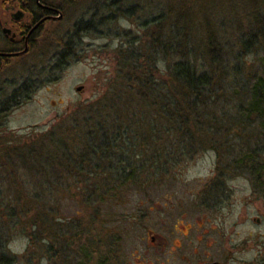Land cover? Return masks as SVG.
Instances as JSON below:
<instances>
[{
  "label": "rangeland",
  "instance_id": "rangeland-1",
  "mask_svg": "<svg viewBox=\"0 0 264 264\" xmlns=\"http://www.w3.org/2000/svg\"><path fill=\"white\" fill-rule=\"evenodd\" d=\"M112 1L115 0H87L84 8H78L76 14H71L69 19L60 24L58 33L64 34L73 30L72 27L78 21L82 23L94 17L91 26L97 30H91L79 41V51L83 54L80 63H72L54 73L52 78H57L54 81L33 82L29 84L30 92L22 90L18 97L20 105L1 116L0 139L2 135L10 134L17 135V142H23L21 137L27 133H43L55 123L68 122L67 117L73 112L72 108L84 107V104L95 107L101 96H108L110 84L115 78L114 53L121 42L128 40L130 34L127 35V32L138 30L170 0H120L127 6V9L124 8L126 11H113L110 18L108 4ZM186 1L189 8H205L202 11H207L211 20H214L212 25L218 27L228 13L227 2L230 0ZM183 2L180 1L181 4ZM235 16L238 21L241 20L239 14ZM34 62L31 60L20 66L18 73L21 78L28 75L26 64ZM237 63L235 59L230 62ZM239 63L245 74L232 76V85L226 83V92L214 107L212 104L215 117L220 118L218 126L224 138L218 140L213 136V141L207 142L212 147H195L182 157L173 155L176 149L172 145L177 141L159 140V147H164L161 150L160 173H136L133 182L126 183L118 179V172L105 171L101 174L102 179L107 178L113 184L120 181L121 187L116 188L115 193L107 192L100 202L96 194L90 191L92 188H89L90 197L81 196L78 188L75 189L78 194L72 197L73 194L68 195V191L60 187L61 193L51 195V199L57 198L56 203L51 202L50 198L48 200L51 203L48 209L56 220L51 222L52 227L62 238L56 244L50 241L45 244L43 238L31 241L26 234L32 231L27 223L29 220L15 224L16 221L7 217L8 206L6 203L2 205V202L7 201V195L12 192L21 191L19 187L22 184L17 181L19 172L6 174L1 170L0 159V257L2 254L10 260V264H86L83 258L84 244H88L97 234L94 230L98 231L99 228L95 225H99L103 241L109 239L112 233L117 236V264H160L161 254L157 246L150 247L146 232L151 231L157 236L161 223L170 225L171 222H177L183 224L176 227L183 234L189 229L190 223L195 225L197 222L198 226H203L197 231L199 258H202L201 250L206 239L203 234L210 231L208 236L213 241L210 251L213 256H219L216 252L221 250L222 236H229L230 245L241 240L245 242L242 253L235 255L244 260L240 264H259V261H264V127L256 122L239 121L234 111V107L244 105V101L239 100L243 95L240 90L257 77L251 69L252 63L255 66L257 63L251 57L243 62L240 59ZM227 79L231 80L229 77ZM0 87L2 99V94L10 91L11 87L2 85L1 78ZM80 87H83L81 92L77 90ZM234 88L239 91L237 95L233 94ZM141 149L137 147L136 150ZM165 151L172 155L165 156ZM255 169L261 170L258 176L255 175ZM68 177L58 184L71 183ZM27 179L28 183V176ZM23 191L27 193L30 190ZM22 224L28 225L23 227ZM90 230L93 232L90 233ZM173 235L178 236L177 233ZM102 254L101 251L100 258ZM166 257L169 264L177 260L170 255Z\"/></svg>",
  "mask_w": 264,
  "mask_h": 264
},
{
  "label": "trees",
  "instance_id": "trees-1",
  "mask_svg": "<svg viewBox=\"0 0 264 264\" xmlns=\"http://www.w3.org/2000/svg\"><path fill=\"white\" fill-rule=\"evenodd\" d=\"M180 1H167L138 30L127 32L128 40L114 53L115 78L108 96H101L95 107L72 108L68 122L55 123L43 133H27L21 137L23 142H17V135L1 136V170L19 172L17 181L22 184L21 191L7 195L2 205L7 204V217L15 224L29 220L32 231L26 234L31 241L43 238L45 244H56L62 240L52 227L56 220L48 209L49 198L61 193L60 187L72 197L78 194L76 188L81 196L90 197L91 191L100 202L107 192L121 187L120 181L113 184L102 179L105 171L118 172V179L126 183L133 182L136 173H160L164 147H159V140L177 141L173 155L182 157L192 148L207 147L213 136L224 138L213 107L226 92L225 84L232 85V76L245 74L240 59L251 57L259 67L252 63L257 77L240 90L244 105L234 111L239 121L264 127V0H230L227 16L218 27L202 11L205 8H189L187 1ZM108 7L110 18L111 12L127 9L120 0ZM92 19L87 27L93 25ZM232 59L238 63L230 64ZM232 91L239 93L236 88ZM11 99L7 92L2 96L1 116L10 112ZM170 155L165 151V156ZM254 172L258 176L261 170ZM66 176L72 182L58 184ZM55 198L51 199L54 204ZM0 264L10 260L1 254Z\"/></svg>",
  "mask_w": 264,
  "mask_h": 264
},
{
  "label": "flooded vegetation",
  "instance_id": "flooded-vegetation-1",
  "mask_svg": "<svg viewBox=\"0 0 264 264\" xmlns=\"http://www.w3.org/2000/svg\"><path fill=\"white\" fill-rule=\"evenodd\" d=\"M86 1L0 0V78L2 85L7 84L11 87V90L7 92L12 97L9 105L10 111L20 105L18 97L22 94V90L31 91L29 84L37 81L41 83L54 81L57 79L52 78L54 73L62 71L65 66L72 63H80L83 54L79 51V46H81L79 41L91 30H97L96 27H86L87 21L81 20L83 22L75 23L72 27L73 30H68L64 34L58 33V31H60V24L69 19L71 14H76L78 8H84ZM48 51L52 53H48ZM31 60L35 61L34 64L27 65V62ZM25 63H27L25 67H28V75L21 78L18 71L21 69L20 66ZM82 88L80 87V92L83 91ZM2 96H5V93ZM178 225L183 226L177 222H171L170 225L165 222L161 223L159 225L161 230L157 236L151 231L146 232L150 247L157 246L159 254H161L160 264H169L167 255L172 256L174 260L177 259L174 264H240V262H244L243 259H239L235 255L242 253L245 242L241 240L237 244L230 245L229 236H222L221 250L218 249L216 252L219 256H213V253L210 252L213 248V241L208 236L210 231L203 234L206 239L204 238L201 250L202 258H199L197 231L199 227L203 226H198L197 222L195 225L190 223L189 229L182 234L176 230ZM95 227L100 229L99 225H95ZM167 227L171 229V232ZM99 229H97L98 231L94 230V233L97 232V234H94L93 242L89 240L88 244H84L85 263L117 264L116 257L119 248L117 236L112 233L109 239L103 241ZM91 232L93 231L90 230ZM175 233H177V237L173 235ZM100 250L104 257L100 258ZM93 255L94 257H92ZM259 264H264V261H259Z\"/></svg>",
  "mask_w": 264,
  "mask_h": 264
},
{
  "label": "water",
  "instance_id": "water-1",
  "mask_svg": "<svg viewBox=\"0 0 264 264\" xmlns=\"http://www.w3.org/2000/svg\"><path fill=\"white\" fill-rule=\"evenodd\" d=\"M80 88H78L77 90H79ZM212 264H216V263H212Z\"/></svg>",
  "mask_w": 264,
  "mask_h": 264
}]
</instances>
